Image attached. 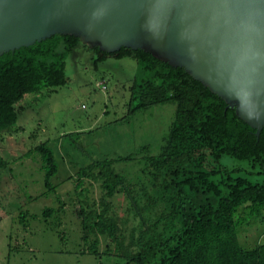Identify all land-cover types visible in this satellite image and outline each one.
Segmentation results:
<instances>
[{"label": "trees", "instance_id": "1", "mask_svg": "<svg viewBox=\"0 0 264 264\" xmlns=\"http://www.w3.org/2000/svg\"><path fill=\"white\" fill-rule=\"evenodd\" d=\"M80 44L77 37L57 34L0 57V134L14 128L24 110L17 105L27 95L44 90L52 94L69 83L67 59ZM84 47L94 53L96 65L109 58L137 62L131 112L176 105L175 121L160 154L150 155L147 147L140 151L147 174L163 181L170 211L155 221L146 220L135 186L116 172L115 159L92 161L81 168L73 179L75 196L69 205L58 196L60 185L52 182L59 172L55 153L42 142L30 154L39 158L45 174L46 191L41 196L57 195L59 207L43 212L48 225L65 241L62 215L68 206L74 208L83 253L114 256L119 264H264V244L247 250L239 237L264 212V183H253L240 175L241 170L221 164L229 156L264 172V129L258 137L235 109L183 68L140 49L123 47L108 53ZM7 168L10 163L0 155V170ZM96 186L101 191L98 198ZM116 194H124L130 204L132 227L130 219L116 210L112 201ZM28 215L23 212L21 217L26 220Z\"/></svg>", "mask_w": 264, "mask_h": 264}, {"label": "rangeland", "instance_id": "2", "mask_svg": "<svg viewBox=\"0 0 264 264\" xmlns=\"http://www.w3.org/2000/svg\"><path fill=\"white\" fill-rule=\"evenodd\" d=\"M94 53L80 44L67 59L69 83L56 92L27 95L21 103L14 128L0 134V155L10 168L0 170V264H119L114 256L83 253L80 221L72 207L62 215L66 240L57 235L44 220L43 212L58 208L57 195L41 196L45 191V174L38 157L30 151L42 142L53 149L58 174L52 182L60 185L58 196L71 204L74 180L81 168L92 161L115 159L114 169L124 175L138 192L137 202L146 220L155 221L170 211L162 189L146 172L143 154H160L175 121L176 105L155 106L131 112V88L138 64L130 58L95 64ZM145 152V153H146ZM140 153V154H139ZM136 156L133 160H118ZM221 164L253 183H264V172L248 162L224 156ZM236 173V174H238ZM95 197L101 195L94 189ZM112 201L116 210L130 219L129 202L124 194ZM242 211V210H241ZM23 212L28 216L22 219ZM36 216H39L36 218ZM21 217V218H20ZM240 233L243 248L252 250L264 244V212L257 221ZM106 248L105 243L101 250Z\"/></svg>", "mask_w": 264, "mask_h": 264}, {"label": "water", "instance_id": "3", "mask_svg": "<svg viewBox=\"0 0 264 264\" xmlns=\"http://www.w3.org/2000/svg\"><path fill=\"white\" fill-rule=\"evenodd\" d=\"M57 34L183 68L264 129V0H0V57Z\"/></svg>", "mask_w": 264, "mask_h": 264}]
</instances>
